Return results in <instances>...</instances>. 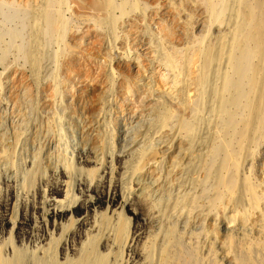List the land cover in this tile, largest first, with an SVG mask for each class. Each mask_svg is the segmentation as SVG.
<instances>
[{
    "label": "rangeland",
    "instance_id": "374dc122",
    "mask_svg": "<svg viewBox=\"0 0 264 264\" xmlns=\"http://www.w3.org/2000/svg\"><path fill=\"white\" fill-rule=\"evenodd\" d=\"M210 1L203 11L184 13L179 20V11L189 10L187 0H173L167 11L148 9L144 0H133L138 8L130 10L129 17L118 10L113 13L112 18H127L114 28L110 18L102 27L98 22L102 0H71L69 16H76L72 18L75 32L63 37L59 54L58 49L47 51L37 69L25 51L29 13L8 5L0 8V264H11L17 250L27 256V264L51 260L53 254L61 264L71 260L80 264L91 248L103 256L104 264H161V250L170 236L175 258L182 264H233L235 260L249 264L247 258H237L241 239L253 245V263L264 264L257 239L223 223V209L214 201L218 193L226 194L217 188L215 163L207 158L202 167H195L200 140L187 127L192 118L185 114L190 113L186 73L198 54V47L190 43L202 34L190 36L194 33L182 23L190 21L191 14L194 27L208 19ZM141 7L154 27L170 17L174 33L152 34L153 26L144 21ZM243 24L238 17L232 31L235 37ZM110 42L115 47L113 63L107 57ZM138 57L147 63L142 75L132 68V61H122ZM119 60L124 69L116 66ZM111 71L116 74V90L109 98L108 113L116 139L113 155L104 158L100 139L105 126L90 117L110 83ZM158 72L177 85L184 109L167 102L168 117L154 146L156 156L141 166L125 204L123 174L138 141L155 121L149 78ZM36 79L38 103L33 100ZM163 144L170 149L163 150ZM73 169L77 180L71 177ZM258 169L243 170L240 180L264 192V172ZM194 177L197 209L185 212L189 222L178 220L171 226L169 217L182 210L184 187ZM69 187L77 204L68 196ZM262 197L257 207L243 204L253 219L264 217ZM66 201L73 207L64 206Z\"/></svg>",
    "mask_w": 264,
    "mask_h": 264
},
{
    "label": "bare ground",
    "instance_id": "6f19581e",
    "mask_svg": "<svg viewBox=\"0 0 264 264\" xmlns=\"http://www.w3.org/2000/svg\"><path fill=\"white\" fill-rule=\"evenodd\" d=\"M144 1L148 9H163L162 11H167L173 2V0ZM183 1L185 0H180V3ZM202 1L187 0L189 10L179 11V20L183 18L184 13L203 11L209 0H204L205 3ZM132 2L133 0H102V14L98 19L100 26H103L104 21L106 24L110 20L114 28L122 25L127 18L116 19L112 18V15L118 10L122 17H129V11L134 12L138 8V3L136 2L133 6ZM70 4L71 0H0V8L8 5L12 8H25L29 13L26 28L29 42L26 47L28 49L25 51L34 69L41 64L47 51L58 49L56 54H59L64 44L63 37L67 38L75 32L72 18L75 19L76 16H69L72 12ZM207 7L209 17L197 27L192 26V14L189 16L190 21L182 23V26L188 29L187 31L194 33L190 36L194 37L196 32L203 36L190 43L191 46L198 47V54L190 61L189 70L186 73L190 113L185 114L192 118L187 127L190 133L200 140L198 155L194 157L196 159L199 157L195 167L199 169L207 158L212 159L217 166V188L226 194L224 197L218 193L214 201L219 209H223L221 215L224 225L228 228L233 225L232 227H236V230H240L244 235L249 233L255 237L259 244L257 248L264 252V217L258 215L253 219L243 207L244 205L251 207V204L254 207L260 205L264 192L246 185L247 180H240L243 178L242 172L245 169L252 172L254 168H259L260 173L264 172V0H213ZM141 12L144 21L151 23L147 12L142 7ZM238 17L243 18L244 24L242 32L235 37L232 31ZM169 23H172L170 17L165 22L161 20L155 27L151 23L153 26L151 33L155 36L158 33L164 37L172 35L174 31ZM214 35L217 36L216 41V38L212 40L210 37ZM71 44H68L69 47ZM114 49L115 47L110 42L107 56L110 63L114 62ZM56 58L59 57L56 56ZM122 61H132V68L137 70L138 75H142L147 67L146 60L143 62L139 57L137 60L124 59ZM154 61L153 64L156 63V57ZM124 63L119 60L116 66L124 69ZM153 64H150L151 67ZM115 76V71H111L110 80H108L110 83L104 88L105 91L102 92L99 101L94 103L96 107H93L95 110L90 117L92 121L105 126L103 137L100 139V151L104 158L113 155L114 139H116L108 113L109 98L116 90ZM149 81V92L156 106V117L155 121H151L146 135L138 141L126 165L122 179L125 204L131 198V184L140 175L141 166L146 160L156 156L154 146L162 131L161 126L165 124L168 117L167 102L179 111L184 109L182 98L176 92L177 85H174L166 74L154 73ZM34 86L36 95L33 100L38 103L40 85L37 79ZM161 147L163 150L170 149L166 144ZM194 158H191L190 163H194ZM71 177L77 178V169H73ZM194 188L195 177L184 187L183 198L185 199L181 204L182 210L174 212L169 217L168 224L171 226H174L178 220L190 221L186 219L185 212L197 209L193 197ZM68 196L71 197V202L73 201L74 204L77 202L71 187L68 188ZM67 203L63 204L67 208L73 205V203L66 205ZM230 205H238V208L229 209L232 207ZM129 222L128 219L127 224L130 225ZM109 231L110 227L104 228V232ZM240 247L237 258H247L245 260L249 264H254L252 261V258H255L253 245L246 244L241 239ZM16 253L17 257L11 264H27V256L18 250ZM175 256L170 236L161 250L160 262L161 264H182ZM87 257L80 264H104L103 256L97 252L96 248H91ZM71 261L66 264H76ZM235 261L232 263L236 264ZM34 264L61 263L56 259V254H53L51 260H40Z\"/></svg>",
    "mask_w": 264,
    "mask_h": 264
}]
</instances>
